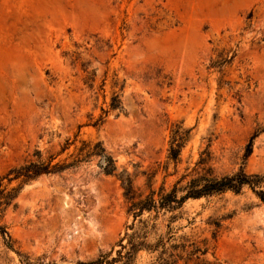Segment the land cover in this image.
Returning <instances> with one entry per match:
<instances>
[{
  "label": "rangeland",
  "instance_id": "1",
  "mask_svg": "<svg viewBox=\"0 0 264 264\" xmlns=\"http://www.w3.org/2000/svg\"><path fill=\"white\" fill-rule=\"evenodd\" d=\"M177 127L189 134L174 160ZM84 142L116 171L93 157L9 181L38 156L72 162ZM240 170L264 175V0H0V197L16 194L1 199L0 264L116 252L133 224L123 174L144 198ZM142 219L152 239L206 250L177 264H264V203L248 188Z\"/></svg>",
  "mask_w": 264,
  "mask_h": 264
},
{
  "label": "trees",
  "instance_id": "2",
  "mask_svg": "<svg viewBox=\"0 0 264 264\" xmlns=\"http://www.w3.org/2000/svg\"><path fill=\"white\" fill-rule=\"evenodd\" d=\"M122 109L121 101L118 95L111 99L110 110ZM106 112H104L105 114ZM103 121L101 117L95 125ZM189 131L182 130L177 127L173 133V139L170 148V157L174 160L180 155L181 148L186 141ZM256 137L254 134L247 145V153L249 156L253 145V140ZM78 155L70 163H54V158L48 160L29 161L25 164L15 167L10 170L8 176H12L9 181L22 180L27 183L42 175L59 174L68 169L77 167L82 162L96 157L102 161V170L105 174L111 175L116 171L115 162L108 156L100 142L91 144L84 142L82 147L78 150ZM39 155V154H38ZM122 187L124 190V197L128 202V213L133 216V224L129 227L130 234L125 233L119 242V249L114 252L99 255L97 258L89 262H79L77 264H138V255L141 252L148 254H155L154 260L146 264H177L181 260L190 259L193 255L206 253V250L201 251L199 248H194L188 251L186 241L180 244L172 243V236L168 233L152 239L151 235L154 233L155 226H149L146 220L142 219L144 213L155 212L159 214L161 211L173 212L184 204L189 199H200L225 192H233L239 194L243 188L250 189L255 196L264 203V175L246 174L243 170L235 174L225 175L220 178H200L194 179L187 185L180 187L177 183L170 192L166 193L160 189L158 193L152 191L148 196L142 198L137 194L133 187V181L128 174H123L121 178ZM178 193H182L178 196ZM16 194H8L4 198V204L13 200ZM138 220V224L135 222Z\"/></svg>",
  "mask_w": 264,
  "mask_h": 264
}]
</instances>
